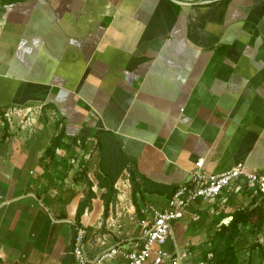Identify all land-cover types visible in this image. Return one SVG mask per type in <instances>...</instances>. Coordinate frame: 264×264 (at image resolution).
<instances>
[{"label": "crops", "instance_id": "obj_1", "mask_svg": "<svg viewBox=\"0 0 264 264\" xmlns=\"http://www.w3.org/2000/svg\"><path fill=\"white\" fill-rule=\"evenodd\" d=\"M178 1L0 0V109L42 105L29 136L0 129V264H76V227L89 259L121 244L98 264H122L197 158L264 173V0ZM77 138L98 148L81 171ZM224 195L189 204L160 247L211 264L246 209L233 264H264V194Z\"/></svg>", "mask_w": 264, "mask_h": 264}, {"label": "built area", "instance_id": "obj_2", "mask_svg": "<svg viewBox=\"0 0 264 264\" xmlns=\"http://www.w3.org/2000/svg\"><path fill=\"white\" fill-rule=\"evenodd\" d=\"M189 1V0H188ZM42 111V105L29 106H8L0 109V129L7 132L6 139H10L13 130H18L29 136L35 128ZM49 119H55L53 110L48 113ZM75 152L69 158L71 165L78 166L81 171L85 167L82 161L89 160L91 155L97 152L95 139H75ZM87 150L84 149L87 146ZM203 158H197L194 161V167L189 171L187 179L180 183L167 201V205L162 210L152 211V216L138 217L139 227L136 241L132 247L123 253L125 262L122 264H181L183 253L177 249L172 252H166L160 245L171 234V222L180 219L184 215L186 207L197 199L215 200L225 192L226 194L238 192L241 185L252 192L264 194V173L252 170L244 162H237L230 168L219 173L205 172L202 169ZM192 219H197V215L192 214ZM84 229L76 227L72 242L71 254L76 264H98L103 257L113 258L118 252H121L123 245L117 244L109 247L98 257L89 259L83 251L82 240Z\"/></svg>", "mask_w": 264, "mask_h": 264}, {"label": "trees", "instance_id": "obj_3", "mask_svg": "<svg viewBox=\"0 0 264 264\" xmlns=\"http://www.w3.org/2000/svg\"><path fill=\"white\" fill-rule=\"evenodd\" d=\"M59 140H60V136L58 135L53 141V144L57 145L59 143ZM129 181H130V185L132 186V190H133L134 189L133 179L130 178ZM104 186L106 189V198L104 197V202H105L107 200H111L114 196L115 189L113 187V180L112 179L109 180L108 182L104 184ZM91 196L92 194L89 191H87L85 197L79 202L76 213H75L76 219L79 218L84 208L88 205V202ZM248 212H249L248 210L244 209V210H237L232 214L231 220L228 226L229 227L228 232H227V235H225L224 244L221 249L213 250L211 264H233L235 262L236 259L233 256V251H232V248L230 247V243L233 241V238L238 232L236 228L237 223L245 222ZM221 234L222 235L224 234L223 231L221 232Z\"/></svg>", "mask_w": 264, "mask_h": 264}, {"label": "water", "instance_id": "obj_4", "mask_svg": "<svg viewBox=\"0 0 264 264\" xmlns=\"http://www.w3.org/2000/svg\"><path fill=\"white\" fill-rule=\"evenodd\" d=\"M170 1H172V2H180V1H178V0H170Z\"/></svg>", "mask_w": 264, "mask_h": 264}]
</instances>
